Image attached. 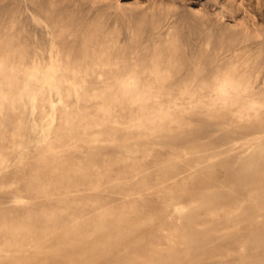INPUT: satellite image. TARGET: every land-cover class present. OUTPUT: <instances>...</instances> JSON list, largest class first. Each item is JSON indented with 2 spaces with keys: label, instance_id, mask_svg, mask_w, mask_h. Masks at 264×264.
I'll use <instances>...</instances> for the list:
<instances>
[{
  "label": "rangeland",
  "instance_id": "obj_1",
  "mask_svg": "<svg viewBox=\"0 0 264 264\" xmlns=\"http://www.w3.org/2000/svg\"><path fill=\"white\" fill-rule=\"evenodd\" d=\"M0 264H264V0H0Z\"/></svg>",
  "mask_w": 264,
  "mask_h": 264
},
{
  "label": "bare ground",
  "instance_id": "obj_2",
  "mask_svg": "<svg viewBox=\"0 0 264 264\" xmlns=\"http://www.w3.org/2000/svg\"><path fill=\"white\" fill-rule=\"evenodd\" d=\"M5 54V53H4ZM18 54V53H17ZM8 55V54H7ZM7 59V58H6ZM15 69H17V68H15ZM14 70V69H13ZM10 73V72H9ZM11 75V74H10ZM35 75H36V73H35ZM29 76V75H28ZM31 76H34V73H32L31 74ZM67 79V78H66ZM2 162V161H1Z\"/></svg>",
  "mask_w": 264,
  "mask_h": 264
}]
</instances>
